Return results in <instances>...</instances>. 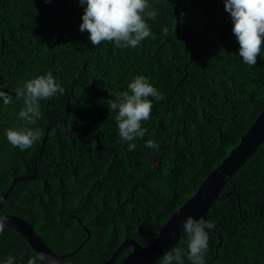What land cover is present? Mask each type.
Segmentation results:
<instances>
[{
    "label": "trees",
    "instance_id": "16d2710c",
    "mask_svg": "<svg viewBox=\"0 0 264 264\" xmlns=\"http://www.w3.org/2000/svg\"><path fill=\"white\" fill-rule=\"evenodd\" d=\"M149 3L158 12L154 22L147 21L155 39L119 48L114 42L96 47L79 30L84 14L79 0H0V91L12 96L7 106L0 98V201L13 179L21 178L0 214L28 221L56 255L75 251L87 237L85 226L90 237L63 259L66 264H102L127 238L147 246L264 108V45L256 66L243 62L224 0H182L179 8L180 35L214 43L217 53L177 40L175 0ZM48 72L65 94L41 101L42 118L27 125L19 118L23 100L15 89ZM137 76L164 99L149 97L151 117L142 122L147 132L129 151L109 100L130 91ZM22 127L43 133L30 149L7 140L8 129ZM148 140L159 148L147 147ZM65 186L81 191V209L64 211L57 192ZM37 191L53 192L45 197V209ZM220 196L207 213L214 228L206 230L205 264H264V141ZM175 247L190 264L186 234ZM129 251L120 252L117 264ZM10 255L14 264H27L34 254L5 230L0 264Z\"/></svg>",
    "mask_w": 264,
    "mask_h": 264
},
{
    "label": "clouds",
    "instance_id": "9594fccd",
    "mask_svg": "<svg viewBox=\"0 0 264 264\" xmlns=\"http://www.w3.org/2000/svg\"><path fill=\"white\" fill-rule=\"evenodd\" d=\"M79 3L84 7L79 30L82 33L87 31L88 39L96 47L104 42H114L119 48H136L146 38L155 39L147 21L154 22L158 12L149 0H79ZM224 3L225 11L233 22V34L240 46L239 57L245 64L256 66L264 45V0H224ZM128 89L130 91L117 93L114 100H109V105L111 110H118L115 120L119 136L128 142V150L133 151L136 145L132 142L143 138L147 132L142 122L151 117L153 105L149 97L157 101L164 97L144 76L135 77L128 84ZM15 92L16 98L23 100L19 118L27 125H35L42 118L40 102L52 99L57 94L64 95L65 89L48 72L26 81ZM0 98L5 106L12 103V96L3 91H0ZM42 135L39 128L30 127L8 129L6 132L9 143L21 150L30 149ZM146 146L159 148V144L153 140L146 141ZM7 223V218L0 217V234L5 231ZM183 228L188 237L187 259L190 264H205L209 240L206 230L214 228V224L189 216ZM183 255L181 248H172L160 258L159 264H184ZM14 261L15 257L10 255L5 264H14ZM27 264H53V259L44 252L34 253Z\"/></svg>",
    "mask_w": 264,
    "mask_h": 264
},
{
    "label": "water",
    "instance_id": "95a60500",
    "mask_svg": "<svg viewBox=\"0 0 264 264\" xmlns=\"http://www.w3.org/2000/svg\"><path fill=\"white\" fill-rule=\"evenodd\" d=\"M182 0H175L173 6L175 17L174 35L181 42H190L204 47L216 48L214 43L202 44L198 40L185 37L179 33V8ZM218 48H216V53ZM197 59L196 57L194 60ZM186 68V66H185ZM43 138L42 143H44ZM264 141V108L254 119L247 131L241 136L238 144L233 148L228 156L215 167L207 177L198 186L195 194L191 196L182 206H180L167 221L161 226L157 236L145 247H142L135 240L127 238L115 249L111 257L102 264H114L119 253L125 248H131V252L120 264H151L156 262L167 251H170L185 235L183 228L184 221L191 216L195 220H207V213L212 205L221 200L220 193L229 179L237 172V170L250 158L257 150L259 145ZM15 183L11 184V188L6 192L2 200L7 197ZM7 218L5 230H11L20 236L28 245L32 253L44 252L53 259V264H66L63 259L75 255L89 239V231L85 228L87 237L82 241L75 251L63 255H56L44 241L35 234L30 223L23 218L13 215H1ZM221 241V238H220Z\"/></svg>",
    "mask_w": 264,
    "mask_h": 264
},
{
    "label": "flooded vegetation",
    "instance_id": "af4514ba",
    "mask_svg": "<svg viewBox=\"0 0 264 264\" xmlns=\"http://www.w3.org/2000/svg\"><path fill=\"white\" fill-rule=\"evenodd\" d=\"M62 131L64 132V133H66L68 130L67 129H65V128H62ZM33 179H34V176L32 177ZM19 179H21V178H14L13 180H15V183H14V185L16 184V182L19 180ZM24 180V179H23ZM12 184V183H11ZM17 187H19L18 185H17ZM37 194H40L39 195V197H38V199H39V201L41 202L40 203V206H41V208L40 209H45V207L44 206H42V204L44 203V201H45V197H48L50 194H53V192H50V191H37L36 192ZM81 193V191H74V190H72V189H70L69 188V186H65V188L64 189H62V190H59L58 192H57V194H61L62 195V198H63V202L65 203V205L64 206H62L63 207V209H64V211H67L68 209H81V206H83L84 205V202H83V204L81 203V195H79ZM14 208V207H13ZM12 208V209H13ZM33 207H31V209H32ZM22 209H30L29 207H24V208H22ZM69 215H72V217H74V218H76L77 219V217L75 216V211H69ZM84 230H85V226H83L82 227ZM87 229V228H86ZM89 234H90V232H89ZM130 248V247H129ZM125 249H127V248H125ZM131 248H130V251H129V253H125V255L122 257V259L120 260V263L122 262V260L127 256V255H129L130 254V252H131ZM67 254V253H66ZM63 255V254H62ZM120 256V253H119V255L117 256V258ZM117 258H116V260H115V262H114V264H117ZM120 263H118V264H120Z\"/></svg>",
    "mask_w": 264,
    "mask_h": 264
}]
</instances>
